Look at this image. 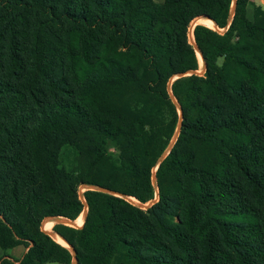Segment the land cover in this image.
<instances>
[{
    "label": "trees",
    "instance_id": "1",
    "mask_svg": "<svg viewBox=\"0 0 264 264\" xmlns=\"http://www.w3.org/2000/svg\"><path fill=\"white\" fill-rule=\"evenodd\" d=\"M233 1L0 0V264H73L42 223L86 206L78 264H264V8Z\"/></svg>",
    "mask_w": 264,
    "mask_h": 264
},
{
    "label": "rangeland",
    "instance_id": "2",
    "mask_svg": "<svg viewBox=\"0 0 264 264\" xmlns=\"http://www.w3.org/2000/svg\"><path fill=\"white\" fill-rule=\"evenodd\" d=\"M155 2H157V3H161V2H163V0H154ZM235 6H237V0H234L233 1V4H232V9H234L235 8ZM241 6L247 11V16H248V18L250 19V20H253V16H254V10H255V7H257V6H260V7H262V8H264V0H243L242 2H241ZM195 24L196 25H205V26H207V27H209L208 26V24H209V22L205 19V17H199V18H197V19H195L192 23H191V27H190V33H189V42H190V44L193 46V43H194V39L192 40V30H194V26H195ZM209 28H211V29H213V30H218V28L216 27V26H212V27H209ZM240 29L238 30V33H240ZM221 32H223V31H221ZM198 59H199V61H200V70L198 71V72H195L196 74H198V75H200V76H203L204 74H205V65H204V61L201 59V57H199V55H198ZM178 77V76H177ZM177 77H175V78H177ZM174 79V78H173ZM178 79V78H177ZM178 112H179V110H178ZM179 115H180V112H179ZM181 117H182V119H181ZM180 119H181V127H180V129H179V132L177 131L176 132V135H175V137H174V139H173V141H172V143L171 144H175V142L177 141V139H178V137H179V135H180V131H181V128H182V122H183V112H182V114L180 115V118H179V121H180ZM177 130H178V128H177ZM173 147V146H172ZM171 150V149H170ZM77 164H78V153L71 147V146H68V145H66V146H63L62 147V149H61V152H60V166L62 167V168H64L65 170H67V171H73L75 168H76V166H77ZM157 170V168L155 169V171ZM154 171V172H155ZM155 177V176H154ZM153 177V178H154ZM86 191V187H84V186H81L80 188H79V195H80V197H81V199L83 200V193ZM129 201H131L132 203H134L135 205H138V206H140L143 210H146V209H148V207H150L152 204H154L155 202H157L158 201V196H157V198H156V200H154L153 202H152V204L150 205V204H145V205H143L142 203H140V202H138L137 200H135V199H128ZM86 213H87V210L85 209L83 212H82V214L80 215V217L76 220V221H72V224L73 225H66V226H69V227H75V228H77V227H81L80 225H78V223H77V221L78 222H80L81 223V225L82 224H84L83 222H84V216L86 215ZM48 222H50L51 224H46V223H48ZM46 224V225H45ZM55 225H61V224H55V222L51 219V218H49V219H45L44 221H43V223H42V231H45V232H48V233H56L54 230H53V228H54V226ZM46 228H47V230H46ZM57 234V233H56ZM54 236L55 235H53V237H52V239L54 240V241H56L55 239H54ZM58 236V235H57ZM57 242V241H56ZM58 243V242H57ZM60 244V243H59ZM62 245V244H61ZM63 246V245H62ZM65 247V246H64ZM67 249H69L71 252H72V250L70 249V247L68 246V247H66ZM21 249V252L22 251H24V249H23V247H21L20 248ZM13 252H14V250H12V251H3V250H1L0 249V258L1 257H3V256H9V255H13ZM73 254V253H72ZM73 263H74V261H73Z\"/></svg>",
    "mask_w": 264,
    "mask_h": 264
},
{
    "label": "water",
    "instance_id": "3",
    "mask_svg": "<svg viewBox=\"0 0 264 264\" xmlns=\"http://www.w3.org/2000/svg\"><path fill=\"white\" fill-rule=\"evenodd\" d=\"M235 9H236V6H235V8L234 9H232V18H233V16H234V14H235ZM206 20H210V21H212L211 19H209V18H205ZM213 22V21H212ZM214 23V22H213ZM197 25L195 24V26L194 27H196ZM214 26H216V24L214 23ZM192 37H193V30H192ZM193 46H194V48H195V50L197 51V53L198 54H200V56H201V58H202V60H203V57H202V54H201V52H200V50H199V48L196 46V44H195V42L193 43ZM195 72H190V73H187V74H182V75H179L177 78H181V77H185V76H189V75H192V74H194ZM177 78H174V79H171V81H170V83H169V87H171V85H172V83H173V81L174 80H176ZM173 98V97H172ZM173 101H174V103H175V105L177 106V108H178V110H179V112H180V115L182 114V109H181V107H180V105L178 104V102L173 98ZM181 119H182V117H181ZM181 119H180V121H179V124H178V132H179V129H180V127H181ZM172 146H173V144H171L170 145V147L168 148V150L166 151V153L159 159V161H158V165L165 159V157L169 154V152H170V149L172 148ZM153 180H154V182L156 183V178L154 177L153 178ZM86 188L88 189V190H91V191H98V192H103V193H107V194H110V195H118V194H116V193H114V192H112V191H110V190H107V189H104V188H100V187H96V186H86ZM150 205L152 204V203H149ZM86 210H87V213H86V215L84 216V223H85V221H86V218H87V214H88V207L86 206V208H85ZM54 222H55V224H61V225H73L72 224V221L71 220H68V219H66V218H51ZM84 225V224H83ZM82 225V226H83ZM81 226V227H82ZM81 227H77V228H81ZM45 232V231H44ZM48 236H50L51 238L53 237V235H58V234H56V233H48V232H45ZM59 236V235H58ZM60 237V236H59ZM61 239H63L62 237H60ZM64 240V239H63ZM65 241V240H64ZM66 242V241H65ZM67 243V242H66ZM67 245L70 247V249L72 250V253H73V255H74V263L73 264H78V259H77V255H76V251L74 250V248L69 244V243H67Z\"/></svg>",
    "mask_w": 264,
    "mask_h": 264
},
{
    "label": "bare ground",
    "instance_id": "4",
    "mask_svg": "<svg viewBox=\"0 0 264 264\" xmlns=\"http://www.w3.org/2000/svg\"><path fill=\"white\" fill-rule=\"evenodd\" d=\"M207 21L209 22V24H208L209 27L214 26V23H213L212 21H210V20H207ZM205 25H206V24H205ZM192 40H193V38H192ZM198 55H199V57H201L200 54H198ZM201 59H202V58H201ZM77 223H78V225H80V226L83 225V224L81 225V223L78 222V221H77ZM83 223H84V222H83ZM46 224H51V223L48 222V223H46ZM46 224H45V225H46ZM46 230H47V228H46ZM54 239H55L57 242L61 243L63 246L68 247L67 243H66L63 239H61L59 236L55 235V236H54Z\"/></svg>",
    "mask_w": 264,
    "mask_h": 264
},
{
    "label": "crops",
    "instance_id": "5",
    "mask_svg": "<svg viewBox=\"0 0 264 264\" xmlns=\"http://www.w3.org/2000/svg\"><path fill=\"white\" fill-rule=\"evenodd\" d=\"M61 244V243H60ZM21 247H18V248H15V249H12V250H14V252H13V255H9L10 257H13V258H15V259H17V260H20V259H22V257L24 256V254L26 253V250L24 249V251H22L21 252V249H20ZM12 250H8V251H12Z\"/></svg>",
    "mask_w": 264,
    "mask_h": 264
},
{
    "label": "built area",
    "instance_id": "6",
    "mask_svg": "<svg viewBox=\"0 0 264 264\" xmlns=\"http://www.w3.org/2000/svg\"><path fill=\"white\" fill-rule=\"evenodd\" d=\"M128 199H129V198H128ZM128 199H127V201H129ZM130 202H131V201H130Z\"/></svg>",
    "mask_w": 264,
    "mask_h": 264
}]
</instances>
